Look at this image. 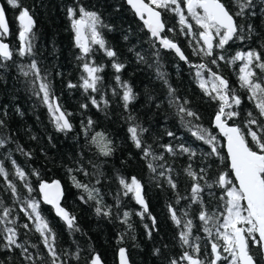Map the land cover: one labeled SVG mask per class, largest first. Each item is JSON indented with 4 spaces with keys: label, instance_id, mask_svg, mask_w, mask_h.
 <instances>
[{
    "label": "trees",
    "instance_id": "16d2710c",
    "mask_svg": "<svg viewBox=\"0 0 264 264\" xmlns=\"http://www.w3.org/2000/svg\"><path fill=\"white\" fill-rule=\"evenodd\" d=\"M1 1L10 25V35L4 40L9 42L13 57L11 60L0 62V114L5 111L7 113L0 115L6 125L5 128H0V135L11 137L3 147H0V160L4 161L9 172L8 178L17 184L21 199L28 193L22 182L12 175L13 166L11 161L6 159L9 154L11 159L29 173L33 188L38 189L39 181L31 175L32 169H37L43 180L48 182L59 180L63 185L64 197L61 205L76 217L79 231L69 230L65 222L55 214L53 207L47 204L40 206L41 214L48 219L56 233L55 247L61 260H65L67 264H89L91 257L99 254L105 264H118L119 250L124 248L132 264H169L172 259L178 260L179 264H189L188 261L180 260L185 251L207 264L214 256L211 244L217 242L215 233L213 232V237L209 238L204 232L203 222L198 219L201 205L192 203L190 198L181 199L177 204L176 193L178 192L181 197L189 196L193 183L185 173L189 163L197 171L208 166L207 178L211 181L221 171H229V160L225 139L214 127V114L218 102L209 99L201 90L195 75L196 69L182 61L173 51L163 49L158 43L153 45L150 32L133 13L126 0H20L22 6L29 9L35 20L33 55L20 56L17 52L21 47L18 38L21 30L18 20L20 9L11 7L6 0ZM224 2L230 10H238L234 8L232 0ZM253 5L244 17L237 18V23L244 26L245 39L230 41L225 46L223 54L226 61L238 51L264 49V0H253ZM78 6L100 15L103 24L106 25L99 29L102 36L107 45L117 52L115 62L125 65L120 73L112 67L113 58L107 57L99 46H93V52L87 58L83 60L79 58L81 50L76 46L75 33L67 11L69 7ZM159 10L166 25L165 33L162 35L167 34L169 38H175V42L192 64L208 63L213 71L219 72L229 81L230 86L241 97V116L236 123H241L248 111L258 116L253 102L247 99V90L240 87L239 69L243 62L237 61L232 64L219 61L217 67L209 63V58L194 55L192 52L194 45L189 44L191 37L179 31L178 16L170 10ZM249 24L253 26L250 35ZM169 28L175 31L168 32ZM193 31H197L195 25ZM136 53L144 60H139ZM219 53L220 50L217 49L216 54ZM261 56L264 59V51H261ZM33 59L37 62L41 75L47 76L52 95L62 110L71 113L69 117L73 124L71 131L56 130L47 106L40 96L33 94L31 87L33 77L31 75L25 77L22 74L20 66L29 65ZM92 60L96 65L103 66V71L99 73L102 80L97 85V91L85 92L81 87V77L86 75L82 65ZM157 65L160 72L166 73V79L176 89V95L182 101L187 99L190 102L189 107L199 114V120H193V124H200L217 136L220 144L219 156H204L209 151V146L192 135L189 127L184 125L176 114V109L169 105L168 88L163 80L158 78ZM255 71L257 76L262 75L260 69ZM204 74L209 75L207 72ZM117 75L121 78L120 82L115 79ZM125 81L137 94L136 100L132 101L127 109L124 107L123 89L120 87V83ZM69 83L76 87L70 88ZM92 97L100 104L99 108L91 103ZM84 104L88 107L82 108L81 105ZM130 115L135 119L129 120ZM89 119L93 124L86 135L84 129ZM134 123H139L149 130L144 134L143 140L152 145L156 155L164 156L163 161H156L154 164L163 163L173 169V178L177 183L175 191L168 186L164 178L149 170L143 152L134 147L128 133V128ZM169 131L174 133V137L167 135ZM97 132L104 133L112 141L113 155L108 157L100 155L96 146L91 143V137ZM33 136L36 139H32ZM167 144L174 147L183 144L195 149L197 156L191 161L186 154L179 152L173 156L161 147ZM18 145L25 152H31L32 156L29 158L17 151ZM79 165L83 166L88 175L75 171ZM95 165H99V172L103 173L99 177V183H96ZM69 168L74 171L69 173ZM73 175L82 183L90 187L95 185L100 189L103 203L112 206L111 217L98 216L94 210L95 201L85 203L80 199L81 196H85V199L87 196L82 189L75 187L71 178ZM117 175L129 180L135 176L141 181L143 196L147 203V211L143 216L139 215L144 211L143 206L136 202L132 194L128 196L122 194ZM208 192L209 190L205 189L201 195L204 207L213 212L222 207L223 202L219 199L221 190L214 186L211 189V196ZM118 193L120 202L117 207ZM31 195L36 199L41 198L38 191ZM0 201L4 206L13 209V218L18 217L16 221L18 243L23 244L28 250L25 253L21 248L5 247L6 242L3 233L0 232V264H50L43 238L35 231L33 222L20 210V204L13 201L2 177ZM169 205L177 210V216L182 221L180 226L172 220ZM124 211L130 213L128 224H131V228L122 222ZM184 212H187V217L184 216ZM185 219L193 221L190 242L197 243L196 237H199V253H194L192 247L181 243L180 232L183 230ZM24 223H28L29 228L21 227ZM150 230L151 237L148 235ZM77 249L80 251L79 259L72 255ZM156 249L160 250L159 253H156ZM251 251L257 264H264L259 249L253 247ZM29 254L33 257L32 261L26 259ZM218 264H224V260Z\"/></svg>",
    "mask_w": 264,
    "mask_h": 264
},
{
    "label": "snow or ice",
    "instance_id": "6c2138e0",
    "mask_svg": "<svg viewBox=\"0 0 264 264\" xmlns=\"http://www.w3.org/2000/svg\"><path fill=\"white\" fill-rule=\"evenodd\" d=\"M127 2L135 9L140 19L144 21L151 38H153V45L158 43L163 49L173 50L181 60L194 67L201 90L209 99L218 102V108L214 114V126L226 138L227 156L230 161L229 171H221L214 180L210 181L207 178L208 166L199 168L197 171L189 163L185 169V173L193 182L190 193L188 197H181L177 192L176 203L179 204L181 199L190 198L192 203L201 205L198 219L203 222V230L207 233L208 237L212 238L214 232L217 241L211 244V251L214 256L207 264H217L218 261L222 260L227 261V264H257L251 249L253 247L258 248L259 255L264 257V119H261L264 118V59L261 56V51H264V49L238 51L227 61L223 54L225 46L230 41L245 39L244 26L237 23V18L244 17L247 11L253 8V0H232L234 8L238 9L235 11L230 10L224 0H149V3H145V0H127ZM6 3L13 8L20 9L18 20L21 30L19 31L18 38L21 41V47L17 52L20 56H32L33 28L35 26L33 15L30 14L28 8L22 6L20 0H6ZM157 8L170 10L178 16L179 31L181 34L191 37L189 44L194 45L192 47L194 55L209 58V63L217 67H219V61H226L232 64H235L237 61L243 62L239 69L240 87L247 90V99L253 102L258 116L254 115L252 111H248L241 123H236V120L241 116V97L230 86L229 81L220 75L219 72L213 71L208 66V63L192 64L189 58L185 56L179 44L175 42V38H169L167 34L161 35L165 33L166 25L161 19V11H158ZM67 11L75 33L76 46L81 50L79 58L82 60L87 58L93 52V46H99L107 57L113 58L112 67L117 73H120L125 65L115 62L117 52L107 45L99 30L106 27L100 15L95 11L86 10L83 6L76 8L69 7ZM77 13H79V16H77ZM145 14H147L146 19ZM252 14L255 15L254 12ZM194 25L197 31H193ZM173 31L175 30L172 28L168 29V32ZM252 31L253 26L249 24V35ZM8 32L9 26L5 7L3 4H0V62L11 60L13 57V51L4 42V37ZM217 49L220 50L219 54H216ZM136 55L139 60H144L139 53H136ZM156 55L157 59H159V51H157ZM82 67L86 75L81 77V87H83L85 92L88 90L97 91V85L102 80V76L99 73L103 71V66L96 65L95 61L92 60L83 63ZM20 68L25 77L29 75L33 77L31 81L33 94L40 96L42 102L47 106L56 130L59 132L71 131L73 129V124L69 119L71 113L62 110L61 105L53 97L51 84L47 76L41 75V70L37 66L35 59L29 65H21ZM25 68L27 70H24ZM157 69L158 78L163 80L168 88L169 105L176 109V114L179 116L181 122L189 127L192 135L209 146V151L204 156H219L218 147L220 144L217 136L213 135L209 129L202 127L200 124H193V120H199V114L189 107L190 102L187 99L182 101L176 95V89L169 84L166 79V73L159 71V65H157ZM255 69H260L262 75L257 76ZM205 72L209 74L207 78L204 75ZM115 79L117 82L121 80L119 75ZM68 86L70 88L76 87L72 83H69ZM120 87L123 89L122 100L124 107L127 109L129 104L136 100L137 94L126 81L121 82ZM91 103L97 108L100 107V104L94 97L91 98ZM104 104L105 106L107 105L106 100ZM81 107L87 108L88 105L84 104ZM6 114L5 111L0 115ZM128 119L134 120L135 118L130 115ZM229 121H232V123L230 124ZM92 124L93 121L89 119L88 125L84 129L86 135ZM5 127L4 120L0 118V128ZM148 131L147 128L139 123H134L128 128L130 139L134 147L143 152V158L148 161L147 167L149 170L152 173H157L158 177L164 178L168 186L175 191L177 183L173 178V169L166 167L163 163L159 165L154 164L156 161H163L164 156L156 155L152 145L143 140L144 134ZM167 135L174 137V133L170 131L167 132ZM10 139L11 137L8 135H0V147H3ZM32 139H36V137L33 136ZM91 143L96 146L100 155L105 157L113 155L114 148L112 141L104 133L97 132L91 137ZM161 147L173 156L177 152L186 154L190 161L197 156L195 149L186 147L183 144L176 145L175 147L167 144ZM17 151L22 152L29 158L32 156L31 152H25L19 145L17 146ZM6 159L11 161L13 166L12 175L22 182L23 188L26 189L28 195L21 199L17 184L8 178L9 172L5 168L4 161L0 160V177L4 180L5 188L11 193L13 201L20 204V210L29 221L33 222L35 231L40 233L43 238L49 254L50 264H67L65 260H61L60 255L57 253L55 247L56 233L40 210L41 204L51 205L55 214L65 222L69 230L79 231L76 217L61 205L63 191L60 181L55 180L49 183L41 178L40 172L37 169H32L31 175L35 176L39 181L38 189H35L32 186L29 173L25 172L14 159H11L10 154ZM94 167L97 168V173H95L97 175L96 183H99V177L103 173L99 172V165H95ZM158 168L159 172H157ZM68 171L72 173L74 170L69 168ZM75 171L88 175L82 165H79ZM71 178L75 187L82 189L86 193L87 198L85 199V196H81V200L85 203L95 201L96 207L94 210L98 216H112V206L103 203V196L99 188L95 187V185L90 187L88 184L82 183L75 175ZM117 180L122 188V194L124 196L132 194L136 202L143 206L144 211L139 213V215L143 216L144 212L147 211V203L143 196L141 181L135 176L129 180L120 175H117ZM214 186L221 190L219 199L223 203L222 207L216 211L209 212L204 207V200L201 194L205 189H208V194L211 196V189ZM34 191H38L41 194L40 199H36L31 195ZM119 202L120 193L116 196L117 207L119 206ZM169 211L172 220L177 226H180L182 221L177 216V210L172 205H169ZM12 213L13 209L4 206L3 202L0 201V232L3 233V239L6 242L4 246L9 249L14 247L21 248L27 253V248L23 244L18 243L19 233L16 226L18 217L13 218ZM129 216L130 213L124 211L122 222L131 228V224H128ZM184 216L187 217V212H184ZM152 220L153 224H155L154 217ZM21 227L27 229L29 228V224L24 223ZM145 227L147 228V225ZM192 227L193 221L185 219L183 230L180 232V240L182 245H189L194 249V253H199V237H196L197 243L190 242ZM148 235L151 237V230L148 232ZM159 251V249H156V253H159ZM222 253L227 255H222ZM72 255L79 259V249ZM119 255L121 264H128L126 249L121 248ZM26 259L32 261L33 257L29 254L26 256ZM180 260L188 261L189 264H204L203 261L199 258H194L187 251L180 257ZM89 264H102L99 254L93 255ZM169 264H179V261L172 259Z\"/></svg>",
    "mask_w": 264,
    "mask_h": 264
},
{
    "label": "water",
    "instance_id": "95a60500",
    "mask_svg": "<svg viewBox=\"0 0 264 264\" xmlns=\"http://www.w3.org/2000/svg\"><path fill=\"white\" fill-rule=\"evenodd\" d=\"M126 2H127V0H126ZM145 3H149V1H147V0H145ZM0 4H3V2L0 0ZM127 5L131 8V10L133 11V13L137 16V18L144 24V21L143 20H141L140 19V17H139V15L136 13V11H135V9L127 2ZM153 7H155V6H153ZM157 10L158 11H160L158 8H157ZM5 12H6V10H5ZM6 18H7V22H8V26H9V32H8V34H6L5 35V39H7L8 37H9V35H10V25H9V21H8V17H7V13H6ZM147 18V14H145V19ZM161 19L163 20V15H162V12H161ZM164 21V20H163ZM144 26H145V28L148 30V28L146 27V25L144 24ZM149 31V30H148ZM162 35V34H161ZM4 42L5 43H7L8 45H9V47H10V44H9V42L8 41H6V40H4ZM182 49V48H181ZM10 50H11V47H10ZM165 50H167V49H165ZM167 51H173V50H167ZM183 51V50H182ZM174 52V51H173ZM175 53V52H174ZM176 54V53H175ZM185 54V53H184ZM177 55V54H176ZM178 56V55H177ZM186 56V55H185ZM179 57V56H178ZM183 61V60H182ZM185 62V61H184ZM221 75V74H220ZM56 101H57V99H56ZM58 102V101H57ZM215 127V126H214ZM216 128V127H215ZM217 129V128H216ZM218 130V129H217ZM219 132V131H218ZM222 137H223V135L221 134V133H219ZM224 138V137H223ZM225 139V149H226V152H227V142H226V138H224ZM229 160V159H228ZM229 164H230V161H229ZM49 183H51V182H49ZM60 184H61V182H60ZM61 187H62V191H63V195H62V197H61V203H62V200H63V197H64V188H63V185L61 184ZM49 206H51V205H49ZM52 207V206H51ZM126 257H127V262H128V264H132L131 263V261H130V259H129V256H128V253H127V251H126ZM255 259V258H254ZM262 259H263V262H264V257H262ZM102 260V259H101ZM219 262V261H218ZM218 262H217V264H218ZM102 264H105L104 263V261L102 260ZM118 264H121V261H120V255H119V253H118Z\"/></svg>",
    "mask_w": 264,
    "mask_h": 264
},
{
    "label": "rangeland",
    "instance_id": "374dc122",
    "mask_svg": "<svg viewBox=\"0 0 264 264\" xmlns=\"http://www.w3.org/2000/svg\"><path fill=\"white\" fill-rule=\"evenodd\" d=\"M149 1V0H148ZM187 14V13H186ZM205 75V74H204ZM205 77L207 78L208 76L205 75ZM222 255H227V254H222ZM224 264H227V261H224Z\"/></svg>",
    "mask_w": 264,
    "mask_h": 264
}]
</instances>
